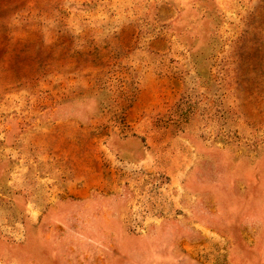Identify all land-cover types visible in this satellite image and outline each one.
I'll return each mask as SVG.
<instances>
[{"label":"rangeland","instance_id":"374dc122","mask_svg":"<svg viewBox=\"0 0 264 264\" xmlns=\"http://www.w3.org/2000/svg\"><path fill=\"white\" fill-rule=\"evenodd\" d=\"M0 264H264V0H0Z\"/></svg>","mask_w":264,"mask_h":264}]
</instances>
